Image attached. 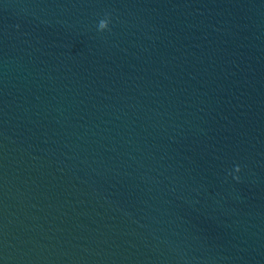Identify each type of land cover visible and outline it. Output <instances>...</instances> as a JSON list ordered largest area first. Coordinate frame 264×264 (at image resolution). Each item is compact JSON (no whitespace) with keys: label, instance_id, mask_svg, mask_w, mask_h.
I'll list each match as a JSON object with an SVG mask.
<instances>
[{"label":"water","instance_id":"obj_1","mask_svg":"<svg viewBox=\"0 0 264 264\" xmlns=\"http://www.w3.org/2000/svg\"><path fill=\"white\" fill-rule=\"evenodd\" d=\"M0 264H264V0H0Z\"/></svg>","mask_w":264,"mask_h":264},{"label":"clouds","instance_id":"obj_2","mask_svg":"<svg viewBox=\"0 0 264 264\" xmlns=\"http://www.w3.org/2000/svg\"><path fill=\"white\" fill-rule=\"evenodd\" d=\"M108 27H109V19L108 18L101 19L99 21L98 30L103 31L105 29H108ZM239 170H240L239 165H237L236 166V171H239ZM237 179H238V177H237Z\"/></svg>","mask_w":264,"mask_h":264}]
</instances>
